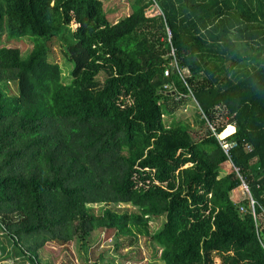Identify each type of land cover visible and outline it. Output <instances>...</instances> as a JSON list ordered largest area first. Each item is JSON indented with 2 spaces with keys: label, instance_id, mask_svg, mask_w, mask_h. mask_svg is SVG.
<instances>
[{
  "label": "trees",
  "instance_id": "16d2710c",
  "mask_svg": "<svg viewBox=\"0 0 264 264\" xmlns=\"http://www.w3.org/2000/svg\"><path fill=\"white\" fill-rule=\"evenodd\" d=\"M130 6L111 25L101 0H0V231L31 264L51 241L135 230L163 264H264V0ZM191 96L199 139L164 123Z\"/></svg>",
  "mask_w": 264,
  "mask_h": 264
},
{
  "label": "rangeland",
  "instance_id": "374dc122",
  "mask_svg": "<svg viewBox=\"0 0 264 264\" xmlns=\"http://www.w3.org/2000/svg\"><path fill=\"white\" fill-rule=\"evenodd\" d=\"M101 1L104 4L107 19L112 25L118 24L131 15L130 0ZM3 41H5V37ZM53 44L51 60L60 65L63 77L62 82L67 84L70 76L68 65H65L66 62L63 59L64 48L59 40L57 44ZM3 45L8 47L17 45L23 55L30 52L33 47L27 40H21L16 44L8 43ZM105 78L106 75L101 74L97 80L104 82ZM10 87L12 92L16 93V86L11 84ZM193 100L194 96L188 97L173 115L165 116L164 123L167 127L177 125L188 126L190 132H193V137L199 139L204 136L206 129L202 124V118L199 116ZM217 117L218 124H224L231 120L229 116L223 118V113L221 112ZM232 198L237 205L246 201L241 187L234 192ZM104 206V204H96L93 208L100 215L103 212ZM117 209L121 212L135 211V208L132 206L124 204L118 205ZM164 222V218L152 219L149 222L151 233L160 231ZM2 239L1 242L8 246L10 240L8 238L6 240L5 238ZM13 247H15L14 243ZM1 249L0 253L7 252L8 255L12 253V247ZM157 250H159L158 254L156 252ZM160 251L161 249L154 245L150 238L140 233V231L135 230L133 235H125L120 238L116 237L115 231L105 233L100 231L94 234V238H90L89 245L86 246H81V243L76 240L67 244H62L58 241L48 242L39 252V257L43 264H163L158 258Z\"/></svg>",
  "mask_w": 264,
  "mask_h": 264
},
{
  "label": "built area",
  "instance_id": "2783aa9c",
  "mask_svg": "<svg viewBox=\"0 0 264 264\" xmlns=\"http://www.w3.org/2000/svg\"><path fill=\"white\" fill-rule=\"evenodd\" d=\"M166 33H167V36L170 37L169 31H166ZM166 76H169V73H166ZM212 130L215 131V129L213 127H212ZM218 139L220 141V144H221L224 152L226 153V155L230 159L231 158V155H230L231 154V150L237 146V143L236 142L228 143V142L222 140L219 137H218ZM235 171H236L237 175L239 176V178L242 181V184H241L240 187L242 189V192H243L244 196L249 200V209L251 211V214L254 216L255 203L251 199V196H250V193H249V189H248L246 183L243 180V177H242V175L240 173V170L238 168H235ZM238 211H239V213H244L245 212L243 207H239ZM0 264H14V263H11V262H0ZM26 264H31V263L27 262Z\"/></svg>",
  "mask_w": 264,
  "mask_h": 264
},
{
  "label": "crops",
  "instance_id": "0c3cea01",
  "mask_svg": "<svg viewBox=\"0 0 264 264\" xmlns=\"http://www.w3.org/2000/svg\"><path fill=\"white\" fill-rule=\"evenodd\" d=\"M2 238H5V240H6L7 236H5L4 233H2L0 231V243H1V240H3ZM4 245L6 246V244H4ZM6 247H8V248L12 247V253H11V255H8L7 252H1L0 253V262H11V263H14V264H26L27 263L26 262L27 260H24V258H22L21 256L17 255V252H13L14 249H15L13 247V241L10 240V243ZM0 249H1V247H0Z\"/></svg>",
  "mask_w": 264,
  "mask_h": 264
}]
</instances>
